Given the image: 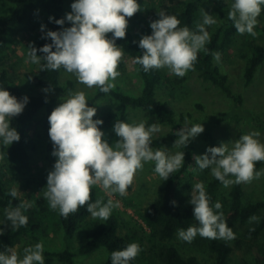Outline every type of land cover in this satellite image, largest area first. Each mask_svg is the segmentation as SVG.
<instances>
[{
	"label": "clouds",
	"instance_id": "obj_1",
	"mask_svg": "<svg viewBox=\"0 0 264 264\" xmlns=\"http://www.w3.org/2000/svg\"><path fill=\"white\" fill-rule=\"evenodd\" d=\"M71 9L65 18L50 17V20L61 26L68 21L72 26L62 31H46L42 38L51 39L52 43L39 49L32 47L29 59L34 64L43 59L46 69L55 71L63 68L88 88L95 86L101 92L109 93L115 87L113 81L119 75L117 67L123 55L117 39L126 37L129 18L140 11L141 6L138 0H74ZM262 11L264 0H233L228 19L233 21L239 34L255 36L254 29ZM158 16L159 19L150 23L151 35H143L138 41L144 52L136 57L135 62L143 67L144 72L167 68L171 74L183 77L194 70L198 54L209 51L206 45L211 43V36L206 26L216 23L214 15L204 10L202 22L196 25L195 30L188 26L179 27L177 16L164 10L159 11ZM45 27L41 26L42 32ZM109 33L112 34L110 37ZM38 51L45 55L39 56ZM212 55L215 61H220L219 52ZM29 102L28 96L19 99L0 85V159L7 156L8 147L20 141V133L12 126V121L23 113ZM96 115L97 108L89 106L85 92L77 91L62 98V103L48 118L52 155L57 159L48 174L43 194L50 209L58 210L65 219L86 206L94 219L107 220L120 206L118 200L111 198L112 195L126 196L136 172L143 169L144 163L154 162L155 173L166 181L185 162L184 151L168 154L160 149L153 150L152 137L161 131L158 123L148 126L144 122L117 120L113 130L120 139L110 144L104 139L105 133L101 128L104 121L94 119ZM204 131L201 124L186 123L175 133L178 138L174 147H187L190 140ZM259 136V132L253 131L234 142L209 147L205 154L194 156L196 168L200 171L210 169L211 175L224 187L259 179L264 175V169H256V163L264 161V143L260 142ZM93 186L102 187L109 199L105 202L99 198L90 203ZM9 194L16 198V189ZM189 202L194 206L198 226L179 229L177 235L180 240L190 243L197 235L209 239L235 238L223 212L218 211L222 204L210 203L203 182L193 185ZM29 207L30 204L21 202L15 208L4 210L13 230L27 225L28 217L24 212ZM258 219L252 216L250 222ZM3 234L4 229L0 228V235ZM141 251L137 242L130 243L111 253V264H131ZM43 253L42 242L26 247L22 258L9 247L0 251V264H45Z\"/></svg>",
	"mask_w": 264,
	"mask_h": 264
},
{
	"label": "rangeland",
	"instance_id": "obj_2",
	"mask_svg": "<svg viewBox=\"0 0 264 264\" xmlns=\"http://www.w3.org/2000/svg\"><path fill=\"white\" fill-rule=\"evenodd\" d=\"M177 1V0H173ZM171 0H142V10L139 18H129L128 26L137 36L151 35L152 29L150 23L154 21L153 13L163 6L171 4ZM74 0H66L65 9L59 13L60 16L72 11L71 5ZM12 5L3 3L0 6V14L9 12ZM43 16L42 12L32 14V21L25 22L22 25L11 28L0 44V71L5 70L8 73L10 82L20 88L24 93L50 94L58 98L56 107L62 103V98L69 96L66 92H57L45 88L37 87L31 84L26 78L25 73L30 70H37L38 64H34L29 59L30 44L33 40V32H36V21L34 16ZM264 19L258 18V24L254 31L257 38L264 45ZM250 34H237L236 43L230 51L228 57L221 58L219 63L228 74V81L237 95L243 97L241 109L234 111L233 102L220 88L209 81L202 79L196 71H188L185 76L178 77L171 74L167 68H163L165 73V82L162 83L158 95L160 98L169 102V106L174 110L176 124H168L159 121V119L140 108L128 107L126 110V120L128 123L144 122L150 126L158 123L161 131L152 138L160 135H168L179 131L183 125L188 122L192 124H201L205 131L195 139L190 140L194 145V155H203L209 148L204 135L208 129L211 130L219 145L239 140L243 134H249L253 131L260 133L258 139L264 143V62L260 65L255 79L247 85L244 79V67L246 64L245 48L247 38ZM117 71L119 75L113 81L115 89L128 94H137L142 89V79L137 70L134 60L123 53L118 63ZM62 81L68 80L75 82V92L84 91L87 97L94 96L96 87L88 88L86 85L77 81L74 74L66 72L61 68ZM98 112L101 116L109 115L112 120L105 125L102 131L105 133L104 139L110 144L117 142L120 137L114 132L115 119L118 117L121 106L111 98H101L97 102ZM50 140L49 129L44 125V111H41L36 118V123L28 132V150L29 157L23 163L13 166L7 156L0 159V171L4 179L16 188L21 202L30 204L31 207L26 212L31 213L41 223L38 235L44 247L51 250H62L65 247L64 231L60 222V214L51 210L48 201L45 199L43 191L47 186V177L53 169L56 159H53L46 149ZM8 149V148H7ZM154 150V149H153ZM168 154H175L182 151V148L174 147V143L168 144L162 149ZM154 162L144 163L143 169L138 170L133 179V187L128 190L126 196L113 194L112 199L118 200L119 208L112 211L118 219V233L121 236L129 238L131 243L137 242L142 251L136 257L133 264H164L159 249L162 242L158 239H152L149 236V229L145 226L140 213L144 212L147 205L153 201L166 181L155 173ZM210 172L200 171L196 168L194 161L190 174L186 175L179 186L178 196L190 206L192 187L196 183L203 182L205 187L210 178ZM171 176V175H170ZM230 186L222 187L218 202L222 204V211L225 215L230 206L228 192ZM244 200L255 201L264 195V175L259 179L244 183ZM43 198L44 209L38 202ZM103 198L106 202L109 195L99 191L97 199ZM194 207V206H193ZM3 209L0 208V225L2 223ZM99 218L94 219L89 215L77 230L76 236L71 242V249L76 248L85 239V232L95 223L102 222ZM194 226H198L197 221ZM250 223L238 224L234 229L235 238L228 240L233 246L228 264H250L253 262L251 247L254 244L260 245L264 249V238H254L248 233ZM1 238V235H0ZM209 238H203L197 235L190 243L182 241L176 234L174 238L166 243L174 244L180 251L188 256L197 255L204 264H214L215 254L208 247ZM224 240V239H219ZM22 258L24 248L22 245L11 246ZM0 245V251H3ZM108 255L106 248L102 247L91 255L76 256V264H104ZM54 264H62L56 261Z\"/></svg>",
	"mask_w": 264,
	"mask_h": 264
},
{
	"label": "trees",
	"instance_id": "obj_3",
	"mask_svg": "<svg viewBox=\"0 0 264 264\" xmlns=\"http://www.w3.org/2000/svg\"><path fill=\"white\" fill-rule=\"evenodd\" d=\"M173 1V0H171ZM233 0H177L171 4L163 6L153 13L154 21L159 19L158 12L166 11L168 14H174L180 20L179 27L188 26L191 30H195L196 25L202 22V12L205 10L209 14L214 15L216 23L211 26H206L211 36V43L206 47L209 49L207 53L200 52L197 61L194 64V70L198 75L220 88L228 97L232 99L234 111L241 109L243 97L233 92L229 81L228 74L224 71L222 65L215 61L213 52H219L221 58L228 57L231 49L236 43L237 30L234 27L233 21L228 19V13L231 10ZM3 3L12 5L9 12L0 14V44L5 39L8 31L16 26L22 25L25 22L32 21V14L42 12L43 16H34L36 21V32H33V40L30 44L32 47L39 49L45 44L52 43L51 39L42 38L48 30L62 31L64 28L71 27V22L66 21L63 26L57 25L50 17L55 19L65 18L60 16L65 9L66 0H0V6ZM142 10V0H138ZM141 10L138 11L133 18H139ZM264 19V11L258 17ZM264 21V20H263ZM44 25V32L41 31V26ZM264 32V26H263ZM112 34L109 33L110 37ZM140 36L135 35L127 28L126 37L117 39V45L121 47L122 52L130 56L134 62L136 57L141 56L144 52L139 47L138 41ZM247 46L245 48L246 64L244 67L245 83L249 85L255 79L256 73L260 65L264 62V45L255 37L247 38ZM53 51L55 49L53 48ZM39 56H44L42 52H37ZM46 62L41 59L37 70H30L25 73L28 81L45 89L66 92L69 95L75 93V82L68 80L66 83L62 81L61 69L48 70L45 67ZM137 70L142 79V89L137 94H128L118 89H111L109 93H103L96 87L94 96L87 97L89 106L97 108V115L94 119H102L103 127L112 120L109 115L101 116L98 112V100L101 98H111L118 102L121 106L118 117L115 119L125 121L126 110L128 107L140 108L155 115L159 121L168 124H176L174 110L169 106V102L160 98L158 91L165 81V73L162 69H153L149 72H144L143 67L135 62ZM0 85L7 88L8 91L19 99L25 96L30 98V102L25 107L22 114L15 117L12 121V126L15 127L21 136L20 141L14 143L7 149V158L13 166L14 171L16 164L25 162L29 157L28 150V132L36 123V118L41 111H44V125L50 128L49 116L56 108L58 98L54 95L42 93H24L19 87L12 84L5 70L0 71ZM177 132V131H176ZM172 132L168 135H160L152 138L151 147L156 150H162L168 144H172L178 138ZM209 147L219 146L215 136L208 129L204 135ZM185 153V162L182 168L174 172L167 182L160 187L156 198L151 201L144 212L140 213L145 226L150 230L149 236L152 239H158L163 244L159 249V255L164 264H204L197 255L190 254L185 256L180 249L174 244L166 243L174 238L181 228L187 229L194 226V207L185 203L178 196L179 186L182 179L190 174L194 164V145L189 142L187 147L181 146ZM46 149L53 159H57L52 155L53 142L51 139L46 145ZM256 169H264V161L256 163ZM211 174L210 169H206ZM234 179V177H231ZM133 183L128 190L132 189ZM223 184L215 179L212 175L206 185V192L210 198V203L214 205L218 202ZM16 189L10 185L0 171V208L3 209L2 223L0 228L4 229V234L1 235L0 245L3 249H7L14 245H22L26 248L36 243H41L38 235V230L41 223L34 217L33 214L24 212L28 217L26 226L20 227L18 230H13L10 227V222L6 220L5 209L15 208L21 203V199L17 193V197L10 196V191ZM102 191V187L93 186L91 189L90 203L95 202ZM230 198V206L225 215V220L228 226L233 230L238 224L250 223L248 233L254 238H264V195L262 198L255 201H245L244 183L232 184L228 192ZM43 198H39L38 202L44 209ZM175 202V204H173ZM86 206L81 207L77 212L69 215L67 219L60 215V222L64 231L65 247L62 250H51L44 247L45 264H54L56 261L62 264H76V256H88L104 247L108 251L107 258L104 264H111V253L116 250H122L131 243L129 238L121 236L118 233V219L115 215H111L107 220L95 223L85 232V239L76 248L71 249V242L77 234L81 223L89 216ZM258 217V221L250 222V217ZM208 247L215 254L214 264H228L230 254L233 251V246L228 240L210 239ZM253 254V262L250 264H264V249L254 244L251 247ZM136 259V258H135ZM131 261V264L135 262Z\"/></svg>",
	"mask_w": 264,
	"mask_h": 264
}]
</instances>
